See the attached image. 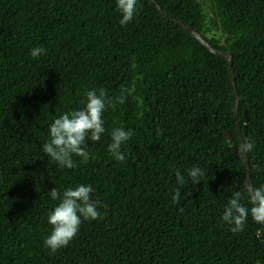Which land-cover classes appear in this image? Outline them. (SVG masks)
<instances>
[{
  "label": "trees",
  "instance_id": "obj_1",
  "mask_svg": "<svg viewBox=\"0 0 264 264\" xmlns=\"http://www.w3.org/2000/svg\"><path fill=\"white\" fill-rule=\"evenodd\" d=\"M154 1L181 24L149 0H137L127 25L116 0H0V264H264V224L249 215L234 233L221 218L235 191L253 206L227 61L182 27L233 54L239 125L254 144L247 153L259 188L264 0ZM35 47L48 51L33 58ZM101 88L114 104L103 114L105 133L86 140L87 162L73 155L76 167L62 168L43 152L49 126ZM117 127L133 133L121 146L124 163L108 151ZM193 166L206 173L196 185ZM80 184L92 186L102 218H81L76 237L52 253L44 241L60 201L49 192Z\"/></svg>",
  "mask_w": 264,
  "mask_h": 264
},
{
  "label": "clouds",
  "instance_id": "obj_2",
  "mask_svg": "<svg viewBox=\"0 0 264 264\" xmlns=\"http://www.w3.org/2000/svg\"><path fill=\"white\" fill-rule=\"evenodd\" d=\"M116 6L121 13L120 23L127 25L132 21L137 12V0H116ZM46 48L35 47L30 55L33 58L45 55ZM86 105L82 110L66 112L55 119L49 126V140L43 145V152L66 169L76 167L72 157H80L84 162L90 158L86 151V140L98 142L105 133L103 114L107 107H114L113 98L108 97L105 89L101 88L97 93L91 90L86 93ZM124 96L116 99V103L123 104ZM133 133L123 127L114 128L111 131V143L108 151L111 156L120 163L126 162V155L121 151V146L131 139ZM254 144L245 142L241 145L243 152H249ZM206 173L199 166H193L188 170V180L193 184L201 182ZM176 183L183 187L188 180L179 170H175ZM93 188L91 185L80 184L75 188L69 187L61 194L55 187L49 192L52 200H59V204L48 216V223L52 226L50 235L44 244L52 253L66 247L78 234L82 219L98 220L101 213L98 211V201L92 198ZM251 208L241 203L243 194L240 191L232 193L227 206L224 208L222 220L230 225L234 233L243 231L245 222L251 215L252 219L259 224H264V186L247 190ZM180 191L177 189L172 197L174 204H179ZM179 211H183L180 208Z\"/></svg>",
  "mask_w": 264,
  "mask_h": 264
},
{
  "label": "water",
  "instance_id": "obj_3",
  "mask_svg": "<svg viewBox=\"0 0 264 264\" xmlns=\"http://www.w3.org/2000/svg\"><path fill=\"white\" fill-rule=\"evenodd\" d=\"M151 3H153L159 14L161 16H163L165 19H167L168 21L171 22H175V23H179L181 24L179 21L167 16L161 9V7L154 1V0H149ZM184 31L186 33H188L193 39H196L201 45H203L204 47H206V49L211 52L214 53L216 55L222 56L224 57V59L227 61V65H228V72H229V77H230V81L233 85V92L232 95L235 98V104L233 107V116H234V121H235V129L238 135V138L240 140V144L242 145L244 143V139L241 133V128L239 125V118H238V105H239V99H238V93L236 90V84H235V76H234V71H233V67H232V62H233V54L231 51H219L217 49H214L212 46H210V44L208 42H206L201 34L196 31L193 28L190 27H185L182 26ZM225 135L230 137V134L228 132H225ZM233 151L235 153V155H239V152L237 151V149L235 147H233ZM243 158H244V163H245V167H246V182H245V188L247 190L252 188V182H251V178H250V169H249V161H248V153L247 152H243Z\"/></svg>",
  "mask_w": 264,
  "mask_h": 264
}]
</instances>
